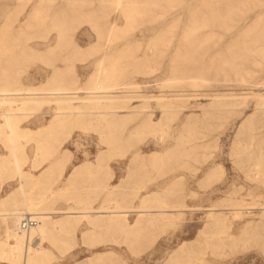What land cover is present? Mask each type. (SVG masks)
<instances>
[{
  "label": "rangeland",
  "instance_id": "374dc122",
  "mask_svg": "<svg viewBox=\"0 0 264 264\" xmlns=\"http://www.w3.org/2000/svg\"><path fill=\"white\" fill-rule=\"evenodd\" d=\"M127 1L137 6L131 15L114 0H0V73L40 89L53 81L54 67H68L67 83L85 92L105 64L107 82L139 86L125 96L128 107L103 99L97 104L107 108L85 110L84 120L77 116L49 134L54 105L27 116L0 108V208L2 195L21 184L49 195L42 204L51 214H59L58 205L66 212L81 207L90 190L100 204L83 210L90 215L58 232L59 240L30 241L29 248L49 253L43 264H90L99 255L103 264H264V0L234 5L227 16L229 0ZM39 4V17L24 27ZM112 23L119 30L110 43ZM62 34L65 48L50 56ZM14 113L22 119L8 127L3 115ZM81 163L99 168L86 189L66 179ZM111 168L113 186L102 191L97 177ZM154 194L158 201L148 205L166 204L167 212L136 237L123 225L91 224L102 208L135 211ZM238 204L242 218L231 212ZM213 207L228 219L211 228ZM33 212L24 216L42 225L45 211ZM138 217L131 214L129 224ZM5 231L0 217V264H20L8 258ZM220 233L249 235L222 249L215 242Z\"/></svg>",
  "mask_w": 264,
  "mask_h": 264
},
{
  "label": "bare ground",
  "instance_id": "6f19581e",
  "mask_svg": "<svg viewBox=\"0 0 264 264\" xmlns=\"http://www.w3.org/2000/svg\"><path fill=\"white\" fill-rule=\"evenodd\" d=\"M245 4H246V0L226 1L224 11L222 9V15L225 16L229 15L234 5H236L234 7L236 8V7H243L245 6ZM114 5L118 11L125 9L128 15L133 14L135 9L137 8L136 5L132 6L127 0H114ZM41 8L43 9V6L41 4L35 7L33 13L26 20L24 27L28 28L32 26L33 22L39 17ZM61 17L65 19L63 16ZM60 28H63V26L61 25L58 26V29ZM118 30H119L118 25L116 23H112L109 25L107 40L110 43L115 38V35ZM63 45H65V37L62 34L57 44L54 47H51L47 51V53L50 56H54L60 48H65V46ZM29 51L32 52V50ZM21 54L22 52L20 53V55ZM31 55H35V54L31 53ZM54 69L55 71L53 72L54 75L52 78L53 81L51 82V79H49L50 82L48 81L49 87L44 86L40 89L36 88L35 86H32L31 84L21 83L16 79L7 76L6 73L3 74L0 73V108L8 107L9 111L26 112L27 114H24V116H27V115H31L28 114L30 111H33L44 104L54 105L56 107L55 112L57 113V118L51 120L50 127L44 130V133L49 134L53 130L54 126L63 124L72 118L78 116L77 119L81 118L84 120L85 118H83V116H86V113L83 111L85 110H89L93 108L97 110H103V108H107L108 106H102L97 104L101 100L103 101V99L107 101L116 100L120 105H122L123 108L124 106L126 108L129 106L130 103L128 100L125 99L126 98L125 96H128L131 93L134 94L135 90L139 89V86L137 84L127 87L125 85H112L111 83L107 82V79H105L106 74L107 73L111 74V70H108L105 64H101L99 66V68L97 69L96 79L92 81L91 87L85 89V92H82L84 89L78 87L77 83L70 84L67 83V81L65 80L67 74H69L70 68L54 67ZM171 83H176V82H171ZM126 89L127 90L132 89L134 91L133 92L122 91ZM75 101H85V106L79 108L74 105ZM171 106L172 105H168V107ZM21 116H23V114L14 113V114L3 115V117L5 118L6 125L8 127L11 126V121L14 120L21 121L19 120L22 119L20 118ZM48 151L52 153L50 147ZM39 179L41 180V178ZM24 186H25L24 184H21V187ZM156 195L154 194L153 197H151V199L148 200L143 199L141 202V206L135 209V211L134 209L132 210L131 207H129L127 210L124 211L120 210V208L116 206L110 208H102L101 210H104V212L101 211L97 213L101 215L99 221L94 222L95 224L91 222V224L95 227H99L100 225L109 226L112 229H117L119 225H123L122 226L123 230H127L130 233L129 235L136 237L146 228L147 225L152 224L157 220L154 217H156L157 215L165 214L167 212V210H165L167 208L166 204L159 205L158 207L156 206L150 207L148 205L150 201H154V202L158 201V196ZM234 207L235 208L231 209V212L233 213L234 217L235 218L244 217V210H243L244 208L243 209L240 208L243 207V205L238 204V205H234ZM151 209H157V210H151ZM224 210L225 209L220 207H213L212 209L209 210L210 212L209 218L211 219V223H210L211 228H214L212 227L214 226V224L225 222L228 219L227 214L224 213ZM33 211H34L33 209H28L26 211L16 210L14 212H10V213L2 212V214H0V217L3 219V222L6 225V232H5L6 240L2 244L4 245L3 247H6L8 258L12 262L17 260L20 264L45 263L47 260H49V253L47 252V250L46 249L41 250L38 247L34 246L33 244L29 248L28 246L30 245L29 244L30 241L35 240L36 238L38 239L48 238L54 231L55 232L59 230L62 231L63 229H67L71 226L70 225L72 223L71 220H54L52 216L58 214H53V213L52 214L40 213L39 216H42V219H44L43 224L40 225V221H38L36 217L32 215L24 216L27 213L36 214ZM182 211L179 212L182 213ZM135 213L138 214L139 217L136 223L132 226L131 224H129V217L131 214H135ZM69 215L73 216L76 214L70 213ZM88 215L90 214H85L84 216H88ZM25 217L28 218L31 217L33 220L37 222V226L31 229V231L29 232H23L21 230V224ZM245 235L248 236L249 233ZM245 235L243 237H245ZM243 237L237 240V237L235 235H226L220 233V235H218L215 242L217 246H219L222 249H225L227 247H232L233 245L237 244L239 241L243 240ZM24 246L26 247L24 248ZM182 251L183 249L181 248V250L175 252L170 259L172 261L179 260L180 257L182 256ZM105 259H106L105 257L99 255L91 259L90 264H103L105 262Z\"/></svg>",
  "mask_w": 264,
  "mask_h": 264
},
{
  "label": "crops",
  "instance_id": "0c3cea01",
  "mask_svg": "<svg viewBox=\"0 0 264 264\" xmlns=\"http://www.w3.org/2000/svg\"><path fill=\"white\" fill-rule=\"evenodd\" d=\"M77 166V167H76ZM74 171L72 170L68 176H67V181H70L73 179H75L78 183H81L85 189L89 188L92 185V182H94V178L95 175L98 174L97 170L98 168V164L97 163H81L76 165ZM40 176V175H39ZM39 176L36 175V177L38 178ZM43 176H45L43 174ZM98 181L100 182L98 184V186H100L102 188V191H105L104 187H106V191L108 192V187L109 186H113L114 183V170L111 168L110 170L107 169L106 174L102 173L100 175H98ZM44 179V177H43ZM22 188V189H21ZM28 187L25 185L24 187H21V185L18 186V189H14L12 191H10L6 196L1 197V203L5 204L4 207H1L0 210H4V212H14L16 210H20V211H26L28 209H33V210H42L45 211V213L49 210L45 209V205L42 204V202H44V200L46 198L49 197V195H45V193H41L38 195H33L30 194V192H27ZM87 191L89 192H84L83 193V205L81 207H75V209H79L80 211H76L75 209H72L73 212L68 211H64L67 210L68 207L64 206V205H58L56 207L53 208V210H55V212L57 211L58 214V218H55L54 220H71L72 223L70 224L71 226H73L76 222H78V219L84 217L85 214H91V213H84L83 210L88 209V208H93V209H97L99 207V203L95 202L92 203L93 200V195L92 193H90V190L88 189ZM28 193V194H27ZM24 195V197H23ZM27 196V197H26ZM39 202V203H37ZM33 204V206H32ZM32 206V207H31ZM70 208V207H69ZM7 210V211H6ZM63 213V214H62ZM67 213V214H66ZM70 213H75L76 215H69ZM84 214V215H83ZM70 226V227H71ZM6 232V231H5ZM59 231L57 232H53L48 239L53 238L59 240V237L56 235ZM2 239H5V235L4 232L2 233ZM6 234V233H5ZM40 242V238L37 239Z\"/></svg>",
  "mask_w": 264,
  "mask_h": 264
},
{
  "label": "built area",
  "instance_id": "2783aa9c",
  "mask_svg": "<svg viewBox=\"0 0 264 264\" xmlns=\"http://www.w3.org/2000/svg\"><path fill=\"white\" fill-rule=\"evenodd\" d=\"M37 226V222L33 220L31 217H25L22 224H21V230L23 232H29L31 229Z\"/></svg>",
  "mask_w": 264,
  "mask_h": 264
}]
</instances>
